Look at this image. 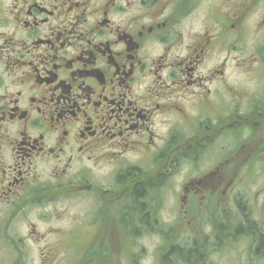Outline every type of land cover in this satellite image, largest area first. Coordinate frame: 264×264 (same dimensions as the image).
Instances as JSON below:
<instances>
[{"label":"flooded vegetation","instance_id":"obj_1","mask_svg":"<svg viewBox=\"0 0 264 264\" xmlns=\"http://www.w3.org/2000/svg\"><path fill=\"white\" fill-rule=\"evenodd\" d=\"M199 1L0 0L3 264H132L153 236L160 264H264V220L237 208L153 228L174 174L179 201L230 204L243 111L264 108L215 58L241 24L215 6L218 33L193 31Z\"/></svg>","mask_w":264,"mask_h":264},{"label":"rangeland","instance_id":"obj_2","mask_svg":"<svg viewBox=\"0 0 264 264\" xmlns=\"http://www.w3.org/2000/svg\"><path fill=\"white\" fill-rule=\"evenodd\" d=\"M215 6L219 10L230 12L234 15L235 23L241 24L238 32L233 28L235 33L231 39L234 46L227 47L225 51H222V46H217L215 58L227 59L226 78L233 82L238 91L246 89L251 101H256L264 96V0H200L196 18L191 20L193 31L204 33L205 36L209 34V37L218 33L217 27L212 23L209 28L203 24L205 12ZM232 110L237 111L236 108ZM243 112L250 114L249 126L245 128L244 146L239 142L237 150L245 152L238 155L239 161L235 162L237 168L234 169V181L243 183L235 184L234 189L228 191L232 197L230 204L222 200L225 197L222 190H219L216 201H179L178 197L182 193L179 182L182 176L174 174L168 188L161 190L160 185L153 188L155 197H160L162 193L166 195L164 201H153L154 229H163L177 233L176 235L199 227L209 229L210 220L217 215L237 213L236 208L264 220V108ZM236 201H239L241 208ZM160 246L156 236L138 238L132 264L162 263ZM64 256L58 252L57 261H63ZM4 261V253L0 250V264Z\"/></svg>","mask_w":264,"mask_h":264}]
</instances>
